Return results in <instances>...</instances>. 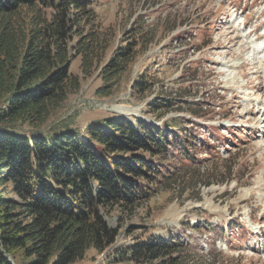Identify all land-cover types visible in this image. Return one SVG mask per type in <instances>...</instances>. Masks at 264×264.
I'll return each instance as SVG.
<instances>
[{
	"label": "rangeland",
	"instance_id": "374dc122",
	"mask_svg": "<svg viewBox=\"0 0 264 264\" xmlns=\"http://www.w3.org/2000/svg\"><path fill=\"white\" fill-rule=\"evenodd\" d=\"M92 1L109 41L100 67L121 47L134 59L104 95L98 72L81 79L47 126L180 121L196 146L184 158L171 150V182L149 201L104 216L115 243L79 264H134L122 249L168 236L185 240L182 264H264V0ZM79 65L73 59L70 73L81 77ZM139 81L151 87L135 98ZM163 99L173 106L153 113Z\"/></svg>",
	"mask_w": 264,
	"mask_h": 264
},
{
	"label": "trees",
	"instance_id": "16d2710c",
	"mask_svg": "<svg viewBox=\"0 0 264 264\" xmlns=\"http://www.w3.org/2000/svg\"><path fill=\"white\" fill-rule=\"evenodd\" d=\"M93 3L0 0V264H79L90 249L102 253L117 238L104 216L149 201L171 182V150L184 158L196 146L193 134L180 135V121L158 128L115 116L83 130L47 126L81 79L98 72L102 95L134 59L121 47L100 67L109 41ZM78 57L81 77L70 73ZM142 84L133 83V97L151 87ZM170 106L150 104L153 113ZM184 242L150 238L121 251L134 264H182Z\"/></svg>",
	"mask_w": 264,
	"mask_h": 264
},
{
	"label": "bare ground",
	"instance_id": "6f19581e",
	"mask_svg": "<svg viewBox=\"0 0 264 264\" xmlns=\"http://www.w3.org/2000/svg\"><path fill=\"white\" fill-rule=\"evenodd\" d=\"M261 34H263V35H264V30H262Z\"/></svg>",
	"mask_w": 264,
	"mask_h": 264
},
{
	"label": "water",
	"instance_id": "95a60500",
	"mask_svg": "<svg viewBox=\"0 0 264 264\" xmlns=\"http://www.w3.org/2000/svg\"><path fill=\"white\" fill-rule=\"evenodd\" d=\"M8 259H9L10 263H12V262H11V259H10L9 257H8Z\"/></svg>",
	"mask_w": 264,
	"mask_h": 264
}]
</instances>
